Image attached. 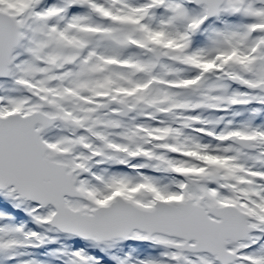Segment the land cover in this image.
I'll return each mask as SVG.
<instances>
[{"label": "snow or ice", "instance_id": "1", "mask_svg": "<svg viewBox=\"0 0 264 264\" xmlns=\"http://www.w3.org/2000/svg\"><path fill=\"white\" fill-rule=\"evenodd\" d=\"M0 264H264V0H0Z\"/></svg>", "mask_w": 264, "mask_h": 264}]
</instances>
